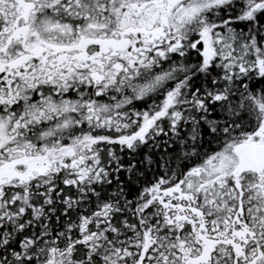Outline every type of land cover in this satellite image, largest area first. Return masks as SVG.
<instances>
[{"label": "snow or ice", "instance_id": "obj_1", "mask_svg": "<svg viewBox=\"0 0 264 264\" xmlns=\"http://www.w3.org/2000/svg\"><path fill=\"white\" fill-rule=\"evenodd\" d=\"M0 264H264V0H0Z\"/></svg>", "mask_w": 264, "mask_h": 264}]
</instances>
